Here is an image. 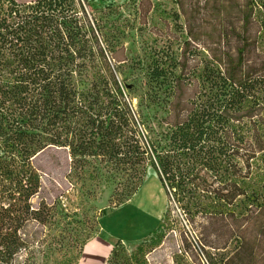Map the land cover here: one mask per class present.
Instances as JSON below:
<instances>
[{
	"label": "trees",
	"instance_id": "16d2710c",
	"mask_svg": "<svg viewBox=\"0 0 264 264\" xmlns=\"http://www.w3.org/2000/svg\"><path fill=\"white\" fill-rule=\"evenodd\" d=\"M89 3L0 0V264L27 250L29 223L74 215L60 196L33 207L48 148L67 153L69 184H115L114 207L151 168L188 222L205 220L204 251L238 240L210 264L264 262V0H172L185 40L136 56L117 8Z\"/></svg>",
	"mask_w": 264,
	"mask_h": 264
},
{
	"label": "rangeland",
	"instance_id": "374dc122",
	"mask_svg": "<svg viewBox=\"0 0 264 264\" xmlns=\"http://www.w3.org/2000/svg\"><path fill=\"white\" fill-rule=\"evenodd\" d=\"M30 1L34 0H19L21 3ZM133 1L140 2V12L133 7ZM152 1L154 8L147 14H144L146 0H90L88 7L95 16L106 5L113 4L117 8L120 20L114 16L110 21L125 30L123 43L128 56L140 55L149 49L177 50L186 35L175 27L182 20H174L176 8L172 0ZM257 14L264 19V11ZM198 51L201 58H207L202 49ZM107 63L110 74H119L112 62ZM124 74L136 73L125 71ZM137 103V97H133L131 106L134 111ZM34 162L42 186L32 200L33 207L37 208L41 202L49 205L60 196L62 208L74 215L64 219L59 214L51 219L50 224L29 223L21 232L27 250L14 256L13 264H64L68 258H72V264H102L104 255L116 244L105 264H210L213 256L217 259L221 254L228 256L236 248L238 240L232 239L225 251H204L200 230L205 220L196 217L193 222H188L182 203L172 195H166L149 167L143 183L131 199L114 207L113 198L118 188L109 180L85 186L67 182L71 164L65 151L48 148ZM98 234V239L82 248L85 240ZM209 239L216 240L214 236ZM61 241L66 247L60 250L58 244Z\"/></svg>",
	"mask_w": 264,
	"mask_h": 264
},
{
	"label": "crops",
	"instance_id": "0c3cea01",
	"mask_svg": "<svg viewBox=\"0 0 264 264\" xmlns=\"http://www.w3.org/2000/svg\"><path fill=\"white\" fill-rule=\"evenodd\" d=\"M98 236H99V234L96 235V236H95L94 238H92L91 240H89L88 242L91 243V242L95 241V239H98V238H97ZM88 242H87V243H88ZM87 243H86V244H87ZM112 247H113V246H112ZM112 247L110 248V250L112 249ZM93 248H94V247H93ZM93 248H92L90 251H93ZM110 250H109V252H110ZM109 252L106 253V255H104V259H103V261H102V264H105Z\"/></svg>",
	"mask_w": 264,
	"mask_h": 264
}]
</instances>
